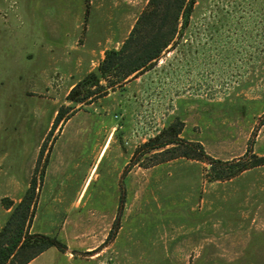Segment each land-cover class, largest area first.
<instances>
[{"label": "rangeland", "instance_id": "obj_1", "mask_svg": "<svg viewBox=\"0 0 264 264\" xmlns=\"http://www.w3.org/2000/svg\"><path fill=\"white\" fill-rule=\"evenodd\" d=\"M147 1L0 0V227L1 198L35 177L30 230L65 244L27 264H264V0H195L149 68L49 135ZM165 129L262 163L212 179L205 161L141 147Z\"/></svg>", "mask_w": 264, "mask_h": 264}, {"label": "trees", "instance_id": "obj_2", "mask_svg": "<svg viewBox=\"0 0 264 264\" xmlns=\"http://www.w3.org/2000/svg\"><path fill=\"white\" fill-rule=\"evenodd\" d=\"M194 2L195 0H148L121 45L105 50L96 70L85 74L70 88L66 98L72 104L61 106L57 110L49 135L57 126L60 130L62 123L83 104L107 94L109 90L121 86L129 76L134 77L149 68L164 48L175 40L179 29L187 24ZM167 129L149 138L141 147L148 150L163 149L162 151L169 152L167 158L182 155L205 161L209 164L207 170L213 172L212 179L230 178L239 171L262 163L263 158L249 164L242 160L232 162L211 157L199 142L177 138L178 131L164 136ZM194 152L197 154H193ZM45 159L46 156L42 158V163ZM38 172L39 178H42L43 165H40ZM124 173L125 170L122 174ZM35 185L34 177L17 202L8 197L1 198V205L8 213L0 227V264H27L50 246L59 250L65 248V244L56 236L30 230L36 209Z\"/></svg>", "mask_w": 264, "mask_h": 264}]
</instances>
